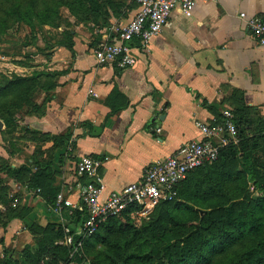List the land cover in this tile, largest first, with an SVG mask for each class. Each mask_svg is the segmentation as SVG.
Wrapping results in <instances>:
<instances>
[{"label":"crops","instance_id":"obj_1","mask_svg":"<svg viewBox=\"0 0 264 264\" xmlns=\"http://www.w3.org/2000/svg\"><path fill=\"white\" fill-rule=\"evenodd\" d=\"M241 12L264 18V0H199L190 17L176 7L146 47L133 43L136 61L124 69L98 65L93 52L134 10L111 17L113 26L72 29L71 49L56 45L63 38L60 31L40 64L4 63L7 70L1 73H41L37 80L45 84L33 93L30 115L23 109L20 120L0 129V162L25 168L29 178L37 173L44 178L31 188L26 181L3 180L9 205L0 211L11 207L19 213L0 225V257L6 250L18 259L33 245L41 233L32 227H60L65 237L77 230L71 223L74 211L57 210L48 198L62 193L65 200L80 203L79 158L100 161L106 196L138 181L146 167L184 142L199 139L197 122L210 124L218 116L221 122L225 111L233 118L242 103L264 118V46L255 42Z\"/></svg>","mask_w":264,"mask_h":264},{"label":"trees","instance_id":"obj_2","mask_svg":"<svg viewBox=\"0 0 264 264\" xmlns=\"http://www.w3.org/2000/svg\"><path fill=\"white\" fill-rule=\"evenodd\" d=\"M65 5L71 14L79 16L75 17L76 24L90 21L94 25L101 26L108 25L111 17L120 18L136 9L134 0H74V2H67ZM29 9L31 10L32 6H29ZM51 12L55 14V17L63 18L57 10ZM80 13H84L83 16ZM17 16L26 21L25 17H21L20 12ZM43 18L45 20L41 22L42 25L47 24L53 28H60L59 24L46 20V17ZM262 19L264 20V18ZM65 25H69V22L66 21ZM31 26L33 25L31 24ZM70 31L63 30V38L56 45L67 46L68 49H71ZM40 74L19 77L16 75L7 76L0 72V105L8 104V107L14 108L18 113L23 109L26 110V107L31 110L33 93L39 85L44 86L45 84H39L37 76ZM220 119L218 116L216 121L218 122ZM0 120L6 128L15 124L14 122H5L2 116H0ZM232 122L237 129L238 143L221 148L218 158L213 163L191 171L186 179L177 185L176 198L173 201L160 202L154 208L153 212L159 210L158 219L154 223H147V226L143 230L141 229L145 235L142 232L137 235L138 243L146 244L148 254H142V248L139 247L136 250L131 249L132 251L121 250L120 246L113 243L118 240L116 236L121 235L120 233L134 237L132 229L135 224L131 222L130 217L135 215L132 214L131 209H127L100 225L104 226L106 233L102 248H98L94 242L91 243L84 239L82 233L77 230L70 231L71 245L64 246L57 244L64 237V232L60 227L49 226L45 229L32 227L33 232L41 233L34 239L33 245L26 246L19 259L15 260L10 257L14 261L5 259L7 251L3 250L0 264H83L89 254H95L92 264H213L212 261L203 259V253L205 248L213 245L215 241H218L216 244L225 245L227 248L249 235L264 232V217L258 214V211L264 208V199L255 204H248L242 200H233L223 204L219 219L221 230L210 238H205L201 233L196 235L192 232L181 239L182 245H176L174 228L166 226V222L171 217L175 220L174 213H179L183 209L194 212L192 209L194 205L201 212L198 213V216L201 214L199 217H202L203 222V217L207 214L205 207L208 202L212 200L213 196L224 194L222 192L225 189L223 183L217 179L223 182L229 179H239L244 183L248 180L251 181L255 189L264 190V118L252 115L250 108L242 103L235 110ZM1 165L0 169L5 176L21 182H29L27 183L29 188L36 187L43 181L44 176L41 173L34 174L29 178L25 168L11 169L4 161H1ZM7 190L8 187L0 179V203L6 206L9 205V199L6 197ZM55 198L56 193L52 199L48 198V201L53 204ZM18 213L17 208L11 207L6 208L5 213L0 211V225L5 226ZM84 216V209L75 210L71 216V223L79 226L84 220ZM123 219L124 221H122ZM192 228H196V226H192ZM147 234L150 236L147 237ZM155 241L162 242L163 246L156 247ZM81 242L82 246H79ZM252 243L234 259L224 264H264V235L261 238L257 237ZM71 254L73 255L70 256Z\"/></svg>","mask_w":264,"mask_h":264},{"label":"built area","instance_id":"obj_3","mask_svg":"<svg viewBox=\"0 0 264 264\" xmlns=\"http://www.w3.org/2000/svg\"><path fill=\"white\" fill-rule=\"evenodd\" d=\"M197 1L134 0L136 9L133 16L125 24L111 27L105 38L95 46L93 54L96 63H114L121 69L133 66L136 61L133 43L138 41L142 47H146L160 34L176 7L186 17H190ZM239 16L245 20L255 42L264 46V20L258 16L248 17L244 12ZM89 93L92 94V90ZM196 126L201 135L199 139L184 142L165 159L146 167L138 181L106 196H102L103 181L98 172L100 161L90 156L79 158L75 163V171L84 178L79 190L80 203L76 205L65 200L63 194L59 193L55 198V209L60 210L63 206L73 211L84 209V220L77 227L83 237L90 236L102 223L127 209L140 217L149 216L160 202L176 198L177 185L191 171L213 163L221 148L238 143L237 129L229 111L223 112L221 122H197ZM67 242L71 245V235L67 237Z\"/></svg>","mask_w":264,"mask_h":264},{"label":"rangeland","instance_id":"obj_4","mask_svg":"<svg viewBox=\"0 0 264 264\" xmlns=\"http://www.w3.org/2000/svg\"><path fill=\"white\" fill-rule=\"evenodd\" d=\"M67 2L71 3L74 2V0H0V70H7L6 65H4L5 62L14 64L19 61L27 65L31 62L34 64H40L42 58H46L47 52L51 50L50 46L57 42V37L55 35H59L60 31L62 33L63 30H72L80 25H92L90 21L76 24L77 21L75 20V17L79 16H74L70 13L65 5ZM29 6H32L31 10L29 9ZM52 10H57L58 14L64 19L55 17V14L51 12ZM19 12L21 17H25L26 21H23L20 16H17ZM80 14L83 16L84 13ZM43 17H46V20L50 22L53 21V23L57 25L59 24L60 28H53L47 24L42 25L41 22L45 20ZM66 21L69 22V25H65ZM31 24L33 26H31ZM109 26L113 25L109 22ZM25 109L27 110V114L30 115V108L26 107ZM0 116H2L5 122L9 123H15L23 117V115L16 112L14 108L8 107V104L6 106L0 105ZM5 177L6 176L0 169V179L3 181ZM217 180L223 183L225 189L222 192H224V194L215 195L212 200L208 202L205 207L207 214L203 217V222L202 217H199L201 214L198 216V213L201 212L197 209L198 207L196 205L192 207L194 212L188 209H183L179 213H174L175 220L171 217V219H168L166 222V226L174 228L173 232L175 240H177L175 241L176 245H182L181 239L192 232L196 233V235L201 233L205 238H210L219 232L221 230V224H219V219L221 218L220 210L223 204L229 203L233 200H242L248 204H255L257 201L264 199V190L255 189L251 181L247 180L244 183L243 180L239 179H229L224 182L220 179ZM1 205H3V203H0V206ZM258 214L259 216L264 217V208L260 209ZM159 215V210H155L147 217L136 215L130 217L131 222H134L135 224L134 229H132L134 231V237L120 233L121 235L116 236L118 240L113 243L120 246L119 248L121 250L132 251L131 249L136 250L139 247L142 248V254H148L149 251L148 248L146 249V244L142 239L143 244L138 243L139 239H137V235L141 234V232L145 235L142 230L147 226L146 224L156 222ZM122 221H124V219ZM197 224H199V226H197ZM192 226H196V228H192ZM68 235H71L70 231ZM105 235L104 226H98L93 234L85 236L84 239L89 240L91 243L94 242L98 248H102L101 246L102 242L105 240ZM263 235V231L249 235L227 248L225 245L216 244L218 241H215L213 245L205 248L203 259L206 261H212L213 264H224L225 262L234 259L235 256L244 251V249L250 247L257 237L261 238ZM149 236L150 235L147 234V237ZM59 244L70 246L65 235L63 239L60 240ZM155 244L157 245L156 247L159 248L163 246V243L159 241ZM79 246H82V242ZM6 255L7 257L5 259L14 261L10 258L9 254ZM72 255L73 254L70 256ZM94 258L95 254H89L86 256V261L83 264H92Z\"/></svg>","mask_w":264,"mask_h":264},{"label":"water","instance_id":"obj_5","mask_svg":"<svg viewBox=\"0 0 264 264\" xmlns=\"http://www.w3.org/2000/svg\"><path fill=\"white\" fill-rule=\"evenodd\" d=\"M3 127V123L1 122V120H0V129Z\"/></svg>","mask_w":264,"mask_h":264}]
</instances>
